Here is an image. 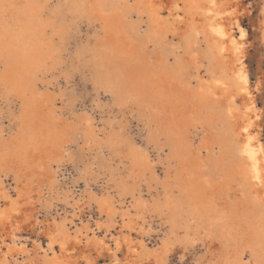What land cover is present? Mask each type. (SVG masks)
<instances>
[{
    "label": "rangeland",
    "instance_id": "obj_1",
    "mask_svg": "<svg viewBox=\"0 0 264 264\" xmlns=\"http://www.w3.org/2000/svg\"><path fill=\"white\" fill-rule=\"evenodd\" d=\"M178 1L182 21L172 14L173 2L155 5V21L148 0H0L7 6L0 37L8 30L19 51L27 42L28 56L9 55L0 40V206L9 189L24 215L15 236L0 220L1 249L13 237L24 247L2 264H41L46 228L62 222L72 235L83 228L77 252L85 251L96 220L106 218L97 200L107 195L117 216L115 223L104 220L99 236L120 234L121 213L130 209L133 223L123 234L132 244L154 247L172 236L165 264H264V249L257 256L251 249L259 243L264 212L239 180L226 113L228 96H234L238 125L247 99L236 91L231 52L217 54L203 22H193L190 7ZM233 2L218 0L227 23ZM237 3L236 16L248 31L244 59L264 141V0ZM220 76L227 77L228 94L214 85ZM204 95L210 99L201 108ZM176 110L189 131L182 143L174 138L170 114ZM192 187L198 192L190 198ZM134 194L149 209L134 210ZM169 198L185 202L181 214L190 219V234L180 228L173 236L154 206ZM156 254L139 264H161V251ZM118 256L122 264L124 250ZM92 258L115 263L110 253Z\"/></svg>",
    "mask_w": 264,
    "mask_h": 264
},
{
    "label": "bare ground",
    "instance_id": "obj_2",
    "mask_svg": "<svg viewBox=\"0 0 264 264\" xmlns=\"http://www.w3.org/2000/svg\"><path fill=\"white\" fill-rule=\"evenodd\" d=\"M148 1L149 2L147 5L151 8L152 14L155 16V21L159 20V15H160V7L159 8L155 7V5L157 3L166 5L167 3L173 2V0H148ZM231 1H234L232 3L233 5L231 6L230 10L226 13L227 15L226 17L229 18L230 20L228 23L225 22L226 19H224L223 17V15L225 14V12L223 13L224 10L223 11L219 10L220 7H219L218 0H184L183 2H185L186 8L190 7L188 11L194 13V17L192 16L193 22H196V23L197 22L199 23V21L203 22V25L206 29V33L208 37L210 38V40L212 41V43L214 44L212 49L218 52L217 54L224 55V57L227 56V52L229 51L232 54V59H231L232 61L230 62L232 64V67L229 66L231 67L232 74H233L232 79L234 80V83L236 85L237 93L240 95H243L247 99V102L245 103V105L244 106L241 105L243 107V109L239 113L240 114L239 116L241 117L240 119L241 122L237 125V124H233L235 123L234 120L236 118V112H237L236 111L237 107L235 105L236 99L234 96H230V95L228 96L230 103H229V106L227 107L226 113H227L229 122L231 123L232 131L234 133V150L236 151L232 159L236 161V163L238 164V171L241 174V178H239V180H241L242 183L244 184L246 183L248 185V190H249L248 193L252 199V202L264 212V141L261 138V126L259 125V119H260L261 113H260V110L256 106L255 96H253L254 89L251 86L250 75L246 68L245 59H244L245 58L244 50L246 49V39L248 36V31L240 23L239 18L236 16V11L238 10L237 9L238 0H231ZM178 2H179L178 0H175L172 3L173 6H175V13H172V14H175V18L177 20L182 21L181 18L183 16L179 13ZM3 6L7 7L6 5H3ZM2 7H0V15L4 17L3 14L5 10H3ZM3 25L4 24L2 23L1 26ZM233 26L237 28L238 32L235 33L233 31ZM195 27H196V24H195ZM9 34L10 32L6 30L4 34L0 37V40L2 41V43H4L7 46V51L9 55L13 54V56L15 57L16 51H18L17 55H20V58L25 59L26 57H28L27 56V46H26L27 42L23 43L21 50L19 51V48H17L18 50L15 49L14 44L10 40L11 37ZM8 35L10 37L9 39H8ZM263 37H264V33H263ZM193 38L196 40L198 38V33H196ZM227 60H230V59H227ZM222 61L225 62V60H222ZM15 83L16 82L13 80L10 82V85L14 87ZM214 85L216 87L217 86L222 87L224 90L229 89V83L227 81V77H224V76L215 78ZM226 93H227V90L225 91V94ZM210 94L212 95L213 98L217 96L216 93L212 91H210ZM208 98L210 99L209 95L201 96V101L203 100L201 102V108L208 105L207 103ZM195 107L198 108L199 105L196 104ZM175 109H177V106L175 107ZM170 115H171L172 122L174 124V129H175V131L173 132H176L174 134L175 135L174 138H178L180 141L182 140L183 142L187 141L189 137V131L188 129H184L183 119L177 113V110L172 111ZM196 124H198V122ZM3 183L4 182L2 181L1 184ZM7 190L8 192H4V196L8 201L5 206H2V207L0 206V220L3 219L2 220L3 223L8 228L12 229L13 236H15L16 233L19 232V230L22 228V225L24 224L23 223L24 215L22 213L23 209L22 207H19V199H17L18 197H14L9 191V189ZM189 191H190L189 193L190 198H193L197 195L196 193L198 192V188L192 187ZM134 197L136 198V194H134ZM140 198L141 197H138V199L136 198V203L133 205V208L134 210L140 213H143L145 212L146 208L149 209L148 208L149 206L147 203H145ZM155 203L156 204H154V206L156 207V209L159 211V213H162V215L166 218L167 222L169 223V226H171L170 229H172L171 233L173 234V236L176 235L177 229H180V228H185L187 234H190L192 230L190 226L191 224L189 225L188 223L190 219L189 220L185 219L186 220L185 222L181 214L183 212V206L185 204L184 201L180 203V201L169 198L164 203H158V202H155ZM97 206L101 213L100 218H103V216L104 217L106 216V218L104 219L105 221H109V224L115 223V216H117V213H116L117 211H116V207L114 205V201L111 196L107 195V196L99 197L97 200ZM130 215H133L130 209H127L125 213H121V217L123 220V224H121V227L123 229L120 230L119 232L120 234H117V235L112 234V236H108V234H105L104 236L97 235V233H100V232L102 233L103 227L105 226L104 224L105 222L103 219H99V220L97 219L95 222V227L94 228L90 227L91 230L95 233V235L87 243L86 250L82 251L81 253L79 252L81 251L80 248L82 247H80L79 243H80V238L82 236L81 234L83 232V228L79 229V231H77L75 235H72L70 227L64 222L57 224L55 227H51L49 225L46 228V231H47L46 245L45 246L41 245L39 246V249H38V250L43 249L44 251L42 259L40 260L41 264H73L72 261L74 259V256L76 254L78 255V253H79V258H80L78 261L80 263L86 262V264H96L95 263L96 261L94 262V259L92 258L93 255L98 256L100 254L110 253L114 260L113 263L115 262L114 264H119L118 262H119L120 257L118 256V252L121 250H124V256H123L124 258L122 259L123 261L122 264H139L140 259L142 258L149 259L151 256L157 255L156 253L158 251H161L162 253L161 259L159 260V262L161 264H165L166 259L169 254V248L171 247L172 236H170V234H166V237L162 239L161 243H159L158 245L154 247L140 246L139 248V246L134 245L130 242L131 239L129 235L123 234V231H125L126 229L128 231L131 229L133 220L130 218L131 217ZM196 215H197L196 212L192 213V217ZM116 222H117V219H116ZM103 224L104 226H102ZM105 227L107 228V226ZM86 228L88 227L85 226L84 230ZM110 230L112 229L110 228ZM107 231H109V229H107ZM88 233L89 232H87V234ZM193 234L194 233H192V235ZM258 237L260 239H259V243L257 246L260 245L262 247L260 248L257 246H253L251 248L252 253H254L255 256H257V254L259 255L262 249H264V227L263 229H261V233L258 235ZM13 240H14L13 244L10 242L11 245L6 247L5 249H1L0 247V257H1L0 264L4 263L5 261H8V259L14 260L15 252H19L21 249L24 248L23 246L20 245L19 240L18 242L16 241L15 237H13ZM79 249L80 251L77 252ZM17 261L15 260L16 263ZM79 262H76V263L78 264ZM223 264H228V263L224 262Z\"/></svg>",
    "mask_w": 264,
    "mask_h": 264
}]
</instances>
